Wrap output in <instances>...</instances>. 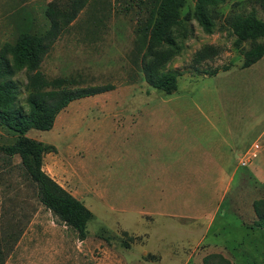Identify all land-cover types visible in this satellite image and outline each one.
<instances>
[{"label": "rangeland", "instance_id": "rangeland-1", "mask_svg": "<svg viewBox=\"0 0 264 264\" xmlns=\"http://www.w3.org/2000/svg\"><path fill=\"white\" fill-rule=\"evenodd\" d=\"M67 1L0 0V49L46 29V7ZM126 5L87 0L39 64L46 79L111 88L70 101L50 129L24 133L53 147L42 169L91 211L85 237L39 202L19 157L0 152V264H203L208 255L207 264H264L252 208L264 199V54L243 67L250 43H236L230 27L240 16L264 22L260 0L216 4L209 32L184 0L173 49L157 64L175 73L169 93L146 80L145 13ZM206 47L211 55L198 59ZM8 80L26 112L24 68ZM15 140L0 125V145Z\"/></svg>", "mask_w": 264, "mask_h": 264}, {"label": "trees", "instance_id": "trees-1", "mask_svg": "<svg viewBox=\"0 0 264 264\" xmlns=\"http://www.w3.org/2000/svg\"><path fill=\"white\" fill-rule=\"evenodd\" d=\"M223 0H193L192 15L209 32L212 27L210 10ZM87 0H68L62 7H46L44 16L49 25L37 32H21L12 44L5 43L0 49V125L15 133L11 144L0 145V152L6 156L17 155L24 173L34 183L39 202L61 223L72 228L79 239L85 237V226L92 213L82 202L59 185L42 169L43 154L52 152L53 147L29 138L24 133L29 128L48 130L55 116L75 99L92 96L109 90V85L73 87L62 77L46 79L39 70L42 58L62 29L75 18ZM127 7L135 5L143 11L145 18L138 27L146 42L142 70L147 82L167 93L175 88V73L157 70V64L164 60L173 49L171 31L181 27L179 9L184 0H125ZM264 9V0H260ZM230 27L236 43L249 41L250 46L243 52L242 66L247 67L264 54V22L252 15L234 17ZM260 39V40H259ZM199 52L198 59L211 55L206 47ZM24 68L28 94L25 98L27 111L22 112L13 105V83L8 76L14 70ZM214 72H210L213 74ZM257 216L256 226L264 228V199L252 202ZM208 256L202 263L207 264ZM221 258L225 264L229 262ZM250 264H259L252 262Z\"/></svg>", "mask_w": 264, "mask_h": 264}, {"label": "built area", "instance_id": "built-area-1", "mask_svg": "<svg viewBox=\"0 0 264 264\" xmlns=\"http://www.w3.org/2000/svg\"><path fill=\"white\" fill-rule=\"evenodd\" d=\"M258 150V144L256 142L252 143L250 149L245 153L244 157L239 161L241 164H246L249 160L254 157L255 152Z\"/></svg>", "mask_w": 264, "mask_h": 264}]
</instances>
